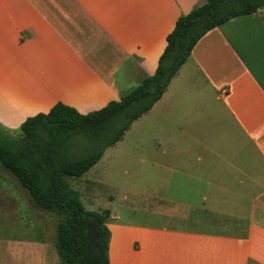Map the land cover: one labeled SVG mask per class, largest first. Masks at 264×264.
<instances>
[{
    "label": "crops",
    "instance_id": "obj_1",
    "mask_svg": "<svg viewBox=\"0 0 264 264\" xmlns=\"http://www.w3.org/2000/svg\"><path fill=\"white\" fill-rule=\"evenodd\" d=\"M206 1L13 0L0 66L24 87L12 96L0 89V125L19 133L59 102L88 114L120 100L155 74L178 19ZM38 101L48 106L37 110ZM137 123L146 177L158 183L147 202L160 204L173 184L197 201L177 195L171 203L181 211L201 205L205 219L167 214L177 220L117 224L127 264H264V8L208 31L162 98L97 165L110 149L128 153L124 141ZM96 176L94 185L105 182Z\"/></svg>",
    "mask_w": 264,
    "mask_h": 264
},
{
    "label": "trees",
    "instance_id": "obj_2",
    "mask_svg": "<svg viewBox=\"0 0 264 264\" xmlns=\"http://www.w3.org/2000/svg\"><path fill=\"white\" fill-rule=\"evenodd\" d=\"M262 8L264 0H207L178 19L155 74L120 100L88 114L59 102L29 117L19 134L0 125V164L38 207L59 217L55 247L62 264H111L112 212L87 210L69 179L89 172L153 108L208 31Z\"/></svg>",
    "mask_w": 264,
    "mask_h": 264
},
{
    "label": "rangeland",
    "instance_id": "obj_3",
    "mask_svg": "<svg viewBox=\"0 0 264 264\" xmlns=\"http://www.w3.org/2000/svg\"><path fill=\"white\" fill-rule=\"evenodd\" d=\"M12 2L13 0H0V41L4 16L14 11ZM59 7L54 8V12L60 11ZM22 87L24 84L15 85L11 79H6L0 66L1 90L12 96ZM27 90L29 88H25ZM47 106L48 102L42 104L38 101L36 109H45ZM140 126L141 123H137L124 141L125 145L128 144L126 155H117L115 149H110L103 161L83 177L69 179L72 187L80 192L87 210L102 212L110 209L112 212L108 220V223L112 222L108 225L114 233L111 264H127L132 257L126 234L121 235L117 224L158 225L177 220L167 214L187 213L192 219L205 217L201 205L198 208L184 207L182 211L174 206L171 202L177 195H180L178 200L191 204L197 198L190 195L187 189L174 192L171 183L170 188L162 190V197L157 200L160 204L152 205L153 201L147 202L146 194L153 196V193H157L158 183L150 182L146 177L150 167L143 161L146 149ZM131 145L139 148L131 149ZM96 173L103 175L105 182L94 185L91 178L97 177ZM165 200L170 202L165 203ZM58 222L59 217L38 207L18 179L0 164V264H62L55 247Z\"/></svg>",
    "mask_w": 264,
    "mask_h": 264
}]
</instances>
